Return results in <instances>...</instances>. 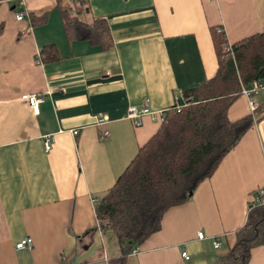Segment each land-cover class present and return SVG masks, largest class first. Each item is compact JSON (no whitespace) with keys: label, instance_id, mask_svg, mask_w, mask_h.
Listing matches in <instances>:
<instances>
[{"label":"crops","instance_id":"0c3cea01","mask_svg":"<svg viewBox=\"0 0 264 264\" xmlns=\"http://www.w3.org/2000/svg\"><path fill=\"white\" fill-rule=\"evenodd\" d=\"M58 6L84 21L103 18L108 46L67 38ZM210 26L228 44L260 31L264 0H0V264H114L119 247L99 227L94 202L160 123L144 114L134 124L127 106L184 103L182 90L215 70ZM31 91L41 97L36 113L20 97ZM251 97L253 109L240 93L226 110L231 120L252 114L250 127L120 264H214L231 246L264 188V85ZM24 236L30 246L16 248ZM245 264H264V243L249 248Z\"/></svg>","mask_w":264,"mask_h":264},{"label":"trees","instance_id":"16d2710c","mask_svg":"<svg viewBox=\"0 0 264 264\" xmlns=\"http://www.w3.org/2000/svg\"><path fill=\"white\" fill-rule=\"evenodd\" d=\"M58 8L67 38L108 46L109 30L103 18L84 21L69 8ZM209 32L216 57L213 74L182 90L184 103L164 110L156 130L94 202L99 227H108L119 247V255L109 258L114 264H120L159 228L162 212L185 201L252 124V114L231 120L226 110L240 94V85L264 80V29L232 41L227 51L222 50L223 31L210 26ZM41 52L46 58L54 57V45H43ZM234 234L233 243L214 264H245L249 248L264 243V203L248 209Z\"/></svg>","mask_w":264,"mask_h":264},{"label":"built area","instance_id":"2783aa9c","mask_svg":"<svg viewBox=\"0 0 264 264\" xmlns=\"http://www.w3.org/2000/svg\"><path fill=\"white\" fill-rule=\"evenodd\" d=\"M13 1L18 6H21L23 3V0H13ZM22 15H23V11L20 8L14 12V16L16 19L22 18ZM222 50L223 51L228 50V43L223 45ZM263 85H264V80L254 79V80L250 81L248 84H246V85L244 84V85L240 86V93L249 98L248 101H249L250 109H253L256 106V102L251 96L257 91L258 88L262 87ZM20 97L28 103V105L30 106L31 110L34 113H36L38 111V103H39L41 97L37 92H34V91L24 92L20 95ZM174 104L176 107H179L180 105L183 104V102L178 100V101H175ZM144 114H150L153 118L161 121L163 119V116H164V110L155 111V112L151 111L149 108L147 98H144L143 101L139 105H128L127 106L126 115H127V117L132 119L133 123L136 125L140 123L141 116ZM104 121H106V117L104 115H99L98 122H104ZM103 133L105 134L106 130H103ZM49 144H50V138L46 137L43 140V145L45 148H48ZM260 203H264V188L263 187H258L255 190V192L252 196V199L248 203V209L251 206H253L255 204H260ZM196 236L198 238L203 237V232L197 231ZM30 244H31L30 236H24V237L20 238L19 240H17L14 243V246L16 248H23V247H29ZM212 245L214 247H216L218 245L217 238L213 237ZM136 249H137V245L134 246L131 249V251L134 252ZM180 254L184 258H186L188 256L186 253V250L183 247L180 249ZM65 264H81V263L69 262V263H65ZM84 264H106V262L104 261V262H100V263H84Z\"/></svg>","mask_w":264,"mask_h":264},{"label":"rangeland","instance_id":"374dc122","mask_svg":"<svg viewBox=\"0 0 264 264\" xmlns=\"http://www.w3.org/2000/svg\"><path fill=\"white\" fill-rule=\"evenodd\" d=\"M66 4H68V3L66 2Z\"/></svg>","mask_w":264,"mask_h":264}]
</instances>
